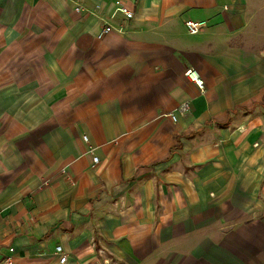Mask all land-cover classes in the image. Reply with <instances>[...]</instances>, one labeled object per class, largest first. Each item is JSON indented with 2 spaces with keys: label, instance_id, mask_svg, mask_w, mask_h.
I'll list each match as a JSON object with an SVG mask.
<instances>
[{
  "label": "crops",
  "instance_id": "1",
  "mask_svg": "<svg viewBox=\"0 0 264 264\" xmlns=\"http://www.w3.org/2000/svg\"><path fill=\"white\" fill-rule=\"evenodd\" d=\"M56 246L264 264V0H0V257Z\"/></svg>",
  "mask_w": 264,
  "mask_h": 264
},
{
  "label": "built area",
  "instance_id": "2",
  "mask_svg": "<svg viewBox=\"0 0 264 264\" xmlns=\"http://www.w3.org/2000/svg\"><path fill=\"white\" fill-rule=\"evenodd\" d=\"M117 11L123 14L126 18H130L132 16V12L128 11L126 8L121 7V8H118ZM184 25L186 27L187 32L191 35H196L200 33L201 30L204 28V23L194 22V21H186ZM110 31H111V27L109 25L103 27L100 32V37L109 33ZM185 75L189 77L190 80L194 82L200 89L202 88L203 82L198 78V75L195 72H192L191 70H187L185 72ZM189 110H190V107H189L188 102H182L177 107H175V109L172 112H170L166 116L170 118L172 122H176L177 116H184L185 114L189 112ZM82 140L84 143H87L88 141L87 136H82ZM93 151H94L93 148L88 146L86 153L93 155ZM92 163L93 165L97 164L98 158L93 156ZM65 169L66 168H62L61 173H65ZM9 253L10 254L12 253V249H9ZM55 254L60 256L59 264H64L66 262V255L63 254L62 248L60 246L55 247ZM0 264H16V263L14 262L12 255H5V256L0 257Z\"/></svg>",
  "mask_w": 264,
  "mask_h": 264
},
{
  "label": "rangeland",
  "instance_id": "3",
  "mask_svg": "<svg viewBox=\"0 0 264 264\" xmlns=\"http://www.w3.org/2000/svg\"><path fill=\"white\" fill-rule=\"evenodd\" d=\"M77 8H79V7H77ZM77 8H76V9H77Z\"/></svg>",
  "mask_w": 264,
  "mask_h": 264
}]
</instances>
